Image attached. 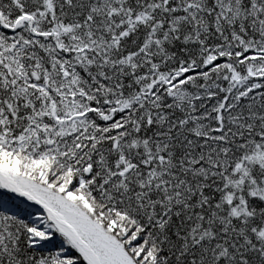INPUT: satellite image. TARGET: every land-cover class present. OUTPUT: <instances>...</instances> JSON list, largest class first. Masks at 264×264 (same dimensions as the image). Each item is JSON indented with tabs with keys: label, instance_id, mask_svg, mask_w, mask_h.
<instances>
[{
	"label": "snow or ice",
	"instance_id": "obj_1",
	"mask_svg": "<svg viewBox=\"0 0 264 264\" xmlns=\"http://www.w3.org/2000/svg\"><path fill=\"white\" fill-rule=\"evenodd\" d=\"M0 264H264V0H0Z\"/></svg>",
	"mask_w": 264,
	"mask_h": 264
}]
</instances>
